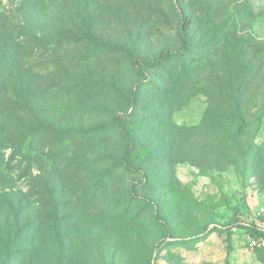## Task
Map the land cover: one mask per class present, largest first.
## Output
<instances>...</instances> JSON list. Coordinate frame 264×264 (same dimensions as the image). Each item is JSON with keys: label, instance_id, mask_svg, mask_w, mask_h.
Listing matches in <instances>:
<instances>
[{"label": "rangeland", "instance_id": "1", "mask_svg": "<svg viewBox=\"0 0 264 264\" xmlns=\"http://www.w3.org/2000/svg\"><path fill=\"white\" fill-rule=\"evenodd\" d=\"M38 2L41 68L0 106V264H264L241 226L264 209V0ZM181 25L188 52L131 66Z\"/></svg>", "mask_w": 264, "mask_h": 264}, {"label": "trees", "instance_id": "2", "mask_svg": "<svg viewBox=\"0 0 264 264\" xmlns=\"http://www.w3.org/2000/svg\"><path fill=\"white\" fill-rule=\"evenodd\" d=\"M39 0H18L19 7L17 9L18 19H0V106L4 103L5 108H9L10 92L12 90V81L24 71L38 72L41 66L38 63L37 52L41 49V43L38 44L39 37L33 31L30 17L34 12L39 11L36 4ZM20 19H23L21 21ZM26 22V26L24 25ZM178 47L175 49H164L156 57L132 59L131 66L135 67L137 63L147 69H154L164 66L168 61L179 58L182 54L190 50V39L183 25L177 29ZM172 81L174 87L182 90V97L189 98L194 89L187 90V84L191 79L185 73L173 74ZM186 88V89H185ZM228 119V118H227ZM227 119L221 120L223 123ZM117 127L125 134L128 142L127 148L123 153L122 162L125 168L127 158L132 151L131 142L126 135L125 128L116 122ZM226 126V125H225ZM224 128L218 130L223 133ZM217 133V132H216ZM216 135V134H215ZM217 133L216 136H218ZM229 137V136H228ZM245 230L250 232L251 236L264 237V230H260L256 225H241Z\"/></svg>", "mask_w": 264, "mask_h": 264}, {"label": "built area", "instance_id": "3", "mask_svg": "<svg viewBox=\"0 0 264 264\" xmlns=\"http://www.w3.org/2000/svg\"><path fill=\"white\" fill-rule=\"evenodd\" d=\"M258 214L261 217L262 222L256 223L255 225L258 229L264 230V209H258ZM247 245L251 249L262 248L264 247V237H250L247 241Z\"/></svg>", "mask_w": 264, "mask_h": 264}]
</instances>
